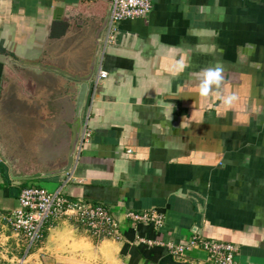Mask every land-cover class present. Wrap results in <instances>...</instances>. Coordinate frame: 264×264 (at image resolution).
<instances>
[{"label": "crops", "instance_id": "crops-1", "mask_svg": "<svg viewBox=\"0 0 264 264\" xmlns=\"http://www.w3.org/2000/svg\"><path fill=\"white\" fill-rule=\"evenodd\" d=\"M109 10L105 0H0V264H209L201 250L176 258L137 242L198 233L237 247L238 264H264V0H155L111 45ZM216 67L221 84L201 96ZM87 80L93 136L64 194L109 208L123 240L65 218L29 250L7 219L24 188L53 193L65 181L56 172ZM149 211L163 228L126 218Z\"/></svg>", "mask_w": 264, "mask_h": 264}, {"label": "built area", "instance_id": "built-area-1", "mask_svg": "<svg viewBox=\"0 0 264 264\" xmlns=\"http://www.w3.org/2000/svg\"><path fill=\"white\" fill-rule=\"evenodd\" d=\"M112 2L111 14L108 22V36L106 44L116 42L118 26L125 21L146 19L153 10L155 0H105ZM108 73L100 71L98 80L106 79ZM98 84V82H97ZM96 84V85H97ZM90 117H87L80 142L76 152L73 170L66 174V179L56 192H48L37 186H28L21 191L18 208L8 217V223L13 232L22 237L31 250L40 246L46 239V232L52 222L62 219H72L80 227L87 230L93 237L122 241L120 219L104 205H96L83 199L72 200L65 196L64 188L73 178L74 170L80 160L84 147L90 143L93 133L89 128ZM126 218L137 225H150L154 230H160L165 225V216L157 211L141 214L127 213ZM140 245L166 247L176 258L185 257L187 252L201 250L207 253L209 264H238L237 247L228 243H220L206 239L202 234L194 236L188 242L165 244L160 240L140 238ZM19 264H23L21 261Z\"/></svg>", "mask_w": 264, "mask_h": 264}, {"label": "water", "instance_id": "water-1", "mask_svg": "<svg viewBox=\"0 0 264 264\" xmlns=\"http://www.w3.org/2000/svg\"><path fill=\"white\" fill-rule=\"evenodd\" d=\"M110 5V10H109V16L107 19L106 25H108L109 22V17L111 14V9H112V2L108 1ZM88 82L84 81L79 85V91L77 95V100H76V107H75V123L73 125V131H74V139L72 143V150L68 159V164L66 167H64L62 170L56 172L58 174H68L73 170L74 164H75V158H76V152L77 148L80 142L82 130H83V122H82V113L83 109L85 106L86 98H87V93H88ZM40 177V175H38Z\"/></svg>", "mask_w": 264, "mask_h": 264}, {"label": "clouds", "instance_id": "clouds-1", "mask_svg": "<svg viewBox=\"0 0 264 264\" xmlns=\"http://www.w3.org/2000/svg\"><path fill=\"white\" fill-rule=\"evenodd\" d=\"M206 75L203 81L200 83V94L201 96H207L212 90L213 85L219 86L222 82L223 70L219 67L209 68L205 70Z\"/></svg>", "mask_w": 264, "mask_h": 264}]
</instances>
